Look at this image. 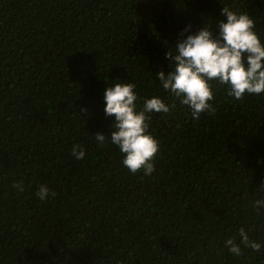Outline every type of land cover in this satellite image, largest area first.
<instances>
[{
    "label": "trees",
    "instance_id": "obj_1",
    "mask_svg": "<svg viewBox=\"0 0 264 264\" xmlns=\"http://www.w3.org/2000/svg\"><path fill=\"white\" fill-rule=\"evenodd\" d=\"M223 7L264 44V0H0V264H264V94L241 102L213 81L216 112L194 120L155 77L188 25L218 32ZM116 83L136 84L137 111L176 105L150 114L151 175L108 136ZM241 228L259 252L228 251Z\"/></svg>",
    "mask_w": 264,
    "mask_h": 264
},
{
    "label": "clouds",
    "instance_id": "obj_2",
    "mask_svg": "<svg viewBox=\"0 0 264 264\" xmlns=\"http://www.w3.org/2000/svg\"><path fill=\"white\" fill-rule=\"evenodd\" d=\"M221 20L212 25L205 24L194 34L188 25L177 40L175 52L168 51L165 58L170 61L169 71L161 70L155 77L166 92L178 98L182 105L188 107L194 120L201 114H215L216 109L210 103L215 99L213 81L227 87V96L243 101L246 95L264 94V44L255 32V21L247 13H237L229 7H223ZM135 83H116L106 86L103 99L106 103V116H114L110 137L123 154V165L132 174L143 170L144 175L155 171L153 163L159 150V142L150 134L151 113L168 114L176 105L166 104L160 97L146 98L142 110L137 111L139 99ZM86 111V109H82ZM95 139L103 147L106 135L97 133ZM72 155L81 160L85 152L80 145L72 149ZM19 192L24 191L23 182L13 184ZM41 201H45L55 192L41 185L36 193ZM264 208V199L256 200L253 209ZM240 242L234 238L224 242L228 251L242 255L241 244L245 248L259 252L261 243L249 238L244 228L239 230Z\"/></svg>",
    "mask_w": 264,
    "mask_h": 264
}]
</instances>
